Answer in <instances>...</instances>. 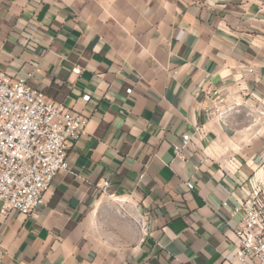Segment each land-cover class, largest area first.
Wrapping results in <instances>:
<instances>
[{"label":"crops","instance_id":"obj_1","mask_svg":"<svg viewBox=\"0 0 264 264\" xmlns=\"http://www.w3.org/2000/svg\"><path fill=\"white\" fill-rule=\"evenodd\" d=\"M0 71L87 119L45 204L0 215V264H233L264 190V0H0Z\"/></svg>","mask_w":264,"mask_h":264},{"label":"built area","instance_id":"obj_2","mask_svg":"<svg viewBox=\"0 0 264 264\" xmlns=\"http://www.w3.org/2000/svg\"><path fill=\"white\" fill-rule=\"evenodd\" d=\"M73 73L79 75L81 70L75 68ZM213 95L214 105L208 115L224 120L235 106H229L220 91L214 90ZM83 99L89 101L90 97ZM86 125L84 116L48 101L30 84L28 76L11 78L0 71V215L8 217L16 211L29 216L45 204L44 195L53 180L67 168V142L78 140ZM190 140L189 134L182 136L181 146L174 147L176 158L185 160L184 150ZM108 186L103 183V193ZM261 192H250L242 206L233 209V214L243 211L235 230L233 264H264Z\"/></svg>","mask_w":264,"mask_h":264},{"label":"rangeland","instance_id":"obj_3","mask_svg":"<svg viewBox=\"0 0 264 264\" xmlns=\"http://www.w3.org/2000/svg\"><path fill=\"white\" fill-rule=\"evenodd\" d=\"M261 198H264V190H262L261 194H260Z\"/></svg>","mask_w":264,"mask_h":264}]
</instances>
